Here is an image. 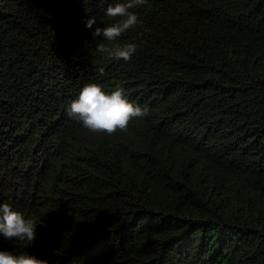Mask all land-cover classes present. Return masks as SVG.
Here are the masks:
<instances>
[{"label": "trees", "instance_id": "trees-1", "mask_svg": "<svg viewBox=\"0 0 264 264\" xmlns=\"http://www.w3.org/2000/svg\"><path fill=\"white\" fill-rule=\"evenodd\" d=\"M114 2L0 0V204L37 222L0 251L264 264V0H148L129 61L95 51ZM88 83L148 115L89 132L66 115Z\"/></svg>", "mask_w": 264, "mask_h": 264}, {"label": "clouds", "instance_id": "clouds-1", "mask_svg": "<svg viewBox=\"0 0 264 264\" xmlns=\"http://www.w3.org/2000/svg\"><path fill=\"white\" fill-rule=\"evenodd\" d=\"M148 0H115L104 10V16L109 23L104 27H97L92 33L93 38L102 37L114 46L108 47L98 43L95 51L106 54L113 60H131L136 52L134 43L124 45L115 44L124 33L142 25V20L134 9L142 8ZM96 22L94 17L86 21V27L92 28ZM66 115L81 124L84 129L93 134L114 135L126 132L130 123L148 115V109L129 102L124 90L117 87L107 93L96 83L85 84L77 98L72 100L66 110ZM37 222L26 219L24 215L13 210L8 204H0V233L7 240L25 242L32 245L36 239ZM0 264H47V261L33 255L13 254L10 251H0Z\"/></svg>", "mask_w": 264, "mask_h": 264}]
</instances>
